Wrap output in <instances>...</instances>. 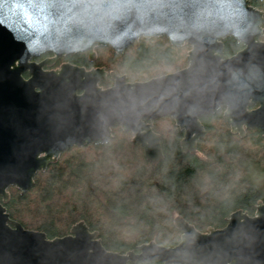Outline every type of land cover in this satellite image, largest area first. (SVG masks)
Here are the masks:
<instances>
[{
    "label": "water",
    "instance_id": "water-1",
    "mask_svg": "<svg viewBox=\"0 0 264 264\" xmlns=\"http://www.w3.org/2000/svg\"><path fill=\"white\" fill-rule=\"evenodd\" d=\"M0 20V264H264L262 201L252 216L236 210L206 232L176 216V245L151 241L125 253L105 249L82 221L49 239L11 219L3 205L9 187L27 192L63 152L105 144L115 127L131 133L151 164L163 157L153 122L164 117L182 131L184 153L194 154L205 134L200 117L221 108L231 133L256 129L264 137L261 10L250 0H0ZM153 37L189 47L187 65L129 82L102 67L62 63L48 71L46 61H31L45 52L93 60L97 47L120 54ZM226 37L242 48L226 56ZM106 77L112 84L100 86Z\"/></svg>",
    "mask_w": 264,
    "mask_h": 264
},
{
    "label": "trees",
    "instance_id": "trees-1",
    "mask_svg": "<svg viewBox=\"0 0 264 264\" xmlns=\"http://www.w3.org/2000/svg\"><path fill=\"white\" fill-rule=\"evenodd\" d=\"M250 4L264 18V0H250ZM241 48L232 37L223 40L226 56ZM188 49L171 45L165 37L140 38L120 54L100 47L93 60L83 52L69 54L67 59L86 69L107 67L106 71L121 73L129 82L145 81L184 68ZM104 55L108 58L101 62ZM109 84V77L99 83L102 87ZM199 120L205 134L194 154L181 151L183 133L168 117L156 120L167 122L168 130H158L153 124L161 136L163 154L156 164L144 158L130 132L115 127L105 144L63 152L35 174L27 192L9 187L3 205L11 219L49 239L67 235L82 221L97 232L105 249L119 253L151 241L176 245L181 235L173 223L176 216L199 232L222 228L236 210L252 216L257 203H264V189L257 183L264 180V137L256 129L245 130L243 137L231 133L223 108Z\"/></svg>",
    "mask_w": 264,
    "mask_h": 264
},
{
    "label": "flooded vegetation",
    "instance_id": "flooded-vegetation-1",
    "mask_svg": "<svg viewBox=\"0 0 264 264\" xmlns=\"http://www.w3.org/2000/svg\"><path fill=\"white\" fill-rule=\"evenodd\" d=\"M31 61L36 63L46 61L48 64H45L42 69L48 71L57 69L62 63H70V61L67 59V55L53 59V54L50 52H45L37 57H34L31 59ZM23 76L27 78V73H23Z\"/></svg>",
    "mask_w": 264,
    "mask_h": 264
},
{
    "label": "rangeland",
    "instance_id": "rangeland-1",
    "mask_svg": "<svg viewBox=\"0 0 264 264\" xmlns=\"http://www.w3.org/2000/svg\"><path fill=\"white\" fill-rule=\"evenodd\" d=\"M263 27V26H262ZM264 30V29H263ZM262 30V31H263ZM261 40H263L262 39V36H261ZM264 41V40H263ZM101 47V46H100ZM100 47H97V48H95V52L99 55V52H100V50H98ZM189 50V49H188ZM105 57H107V56H105L104 55V57L101 59V62H104L105 61ZM96 58V55H95V57H94V59ZM108 58V57H107ZM95 68V67H94ZM102 68H104V69H106V70H108L107 69V67H102ZM112 70V69H111ZM115 72V71H114ZM171 73V72H170ZM117 74H119V75H122L121 73H117ZM130 82H135V81H130ZM112 84V81H111V79H110V84L108 85V86H110ZM158 120V119H157ZM156 122V126H157V128H158V130H168V128H169V125L167 124V122H157L156 120L153 122V124ZM229 127V126H228ZM254 179V178H253ZM257 183L259 184V186L261 187V188H263L264 189V180L261 182V181H259V180H257ZM69 234V233H68Z\"/></svg>",
    "mask_w": 264,
    "mask_h": 264
},
{
    "label": "snow or ice",
    "instance_id": "snow-or-ice-1",
    "mask_svg": "<svg viewBox=\"0 0 264 264\" xmlns=\"http://www.w3.org/2000/svg\"><path fill=\"white\" fill-rule=\"evenodd\" d=\"M0 22H2V20H0Z\"/></svg>",
    "mask_w": 264,
    "mask_h": 264
}]
</instances>
